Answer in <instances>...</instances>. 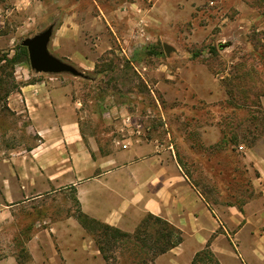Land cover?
Wrapping results in <instances>:
<instances>
[{
	"label": "rangeland",
	"instance_id": "1",
	"mask_svg": "<svg viewBox=\"0 0 264 264\" xmlns=\"http://www.w3.org/2000/svg\"><path fill=\"white\" fill-rule=\"evenodd\" d=\"M49 27V51L77 73L0 61V200L9 182L16 200L0 209V264H151L166 230L149 214L142 240L87 213L100 223L85 224L71 170L59 180L41 166L63 155L59 136L43 144L31 114L8 107L27 81L50 90L47 119L79 123L88 147L94 137L93 157L137 137L169 147L219 231L264 217V0H0V59ZM256 225L264 236V218ZM235 241L241 256V242L253 243V264H264V237Z\"/></svg>",
	"mask_w": 264,
	"mask_h": 264
},
{
	"label": "crops",
	"instance_id": "2",
	"mask_svg": "<svg viewBox=\"0 0 264 264\" xmlns=\"http://www.w3.org/2000/svg\"><path fill=\"white\" fill-rule=\"evenodd\" d=\"M48 90L45 82L27 81L8 95L7 104L14 112L31 114L43 144H49L51 136H59L58 146L63 147L58 150H62L63 155H56L55 159L42 155L41 166H47L43 167L45 173L59 180L71 170L70 184L75 187L85 213L127 232L134 231L147 214L162 217L178 228L182 241L157 256L151 264H200L199 260L194 261L195 256L206 247L219 264H253V243L247 246L241 242V256L237 253L239 246L235 239L264 237L259 233V225L253 231V224L262 222L264 217L243 221L233 234L225 226L224 231H219L223 222L213 204L185 174L169 147L165 149L166 146L157 141L137 137L126 148L93 157V153L99 151L98 144L90 136V146H87L79 123L65 124L54 120L55 117H45L43 112L53 105ZM262 155L259 157L263 159ZM249 157L253 160V152ZM51 160L61 164L52 173L49 172ZM11 185L12 182L7 185L4 201L0 200V209L16 201ZM13 262L18 264L16 260ZM202 263L211 264V261L207 259Z\"/></svg>",
	"mask_w": 264,
	"mask_h": 264
},
{
	"label": "trees",
	"instance_id": "3",
	"mask_svg": "<svg viewBox=\"0 0 264 264\" xmlns=\"http://www.w3.org/2000/svg\"><path fill=\"white\" fill-rule=\"evenodd\" d=\"M256 49V48H255ZM7 61L8 63L12 64V65H16L18 63H22V62H28L29 60V57H28V51H27V48L25 47H21L20 48V51L17 52L14 56L10 57L8 55H4L0 61ZM207 199V198H206ZM208 200V199H207ZM209 201V200H208ZM81 216L84 218V222L86 224V222H99L97 221L96 219L94 218H91L89 217L86 213L84 212H81ZM81 217V218H82ZM149 217L153 218L154 219V222L155 224H158V223H162L163 225H165L166 227V230L164 231V233H161L159 232V235L158 237L155 239V243H154V246H158L159 249H158V252L156 253V256L160 255V254H163L169 250H171L172 248H174L175 246H177L181 241H182V236H181V231L176 228L174 225L170 224L167 220H165L164 218L162 217H159V216H155L153 214H149ZM144 221V220H143ZM143 221L140 223L142 224ZM100 223V222H99ZM144 224V223H143ZM101 225L105 228V229H111L114 234H116V236L118 237H128L130 236V234L126 231H123L122 229L118 228V227H115V226H112L108 223H101ZM143 229V226L139 225L136 229L137 231V236L136 238L138 240L141 239V237L138 235ZM156 233H158V230H156ZM115 236V237H116ZM175 236V240H172V237ZM142 240V239H141ZM147 244V243H146ZM209 246V245H207ZM100 250L103 251V247H100ZM204 251H206L207 255H208V259L211 261V262H214L215 264H219V262L217 260H215L211 250L206 247L204 249ZM203 251V252H204ZM202 254V251L198 252L195 256V259L194 261H198V258L201 256Z\"/></svg>",
	"mask_w": 264,
	"mask_h": 264
},
{
	"label": "water",
	"instance_id": "4",
	"mask_svg": "<svg viewBox=\"0 0 264 264\" xmlns=\"http://www.w3.org/2000/svg\"><path fill=\"white\" fill-rule=\"evenodd\" d=\"M53 34V28L49 27L43 32L22 41V46L27 48L31 67L37 72L77 73L71 64L57 58L49 51V43Z\"/></svg>",
	"mask_w": 264,
	"mask_h": 264
}]
</instances>
